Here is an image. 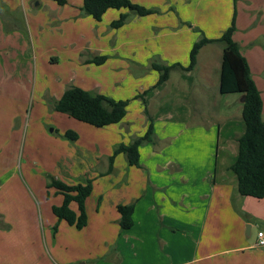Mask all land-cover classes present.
<instances>
[{"label":"crops","instance_id":"crops-1","mask_svg":"<svg viewBox=\"0 0 264 264\" xmlns=\"http://www.w3.org/2000/svg\"><path fill=\"white\" fill-rule=\"evenodd\" d=\"M131 1L158 8L162 13L130 15L124 25L113 28L111 23L127 9L109 8L97 21L82 14L83 0H66L64 4L56 0H0V43L6 42L4 48L32 42L35 56L48 54L53 59L51 65L60 67L63 75L67 70L72 74L67 85L43 84L33 96L37 94L40 101L49 97L54 103L67 87L76 85L116 100H129L125 117L118 123L96 127L100 130L91 131L86 145L80 144L83 134L77 124L74 130L56 129L60 135L54 139L67 148L65 154L59 151L57 164L68 166L69 170L84 166L88 169L86 179L93 183L86 199L89 221L82 230L92 225V235L105 245L98 258L111 247L115 249L112 259L104 264H120L119 252L125 256L129 250L135 251L133 264H264V246H257L258 232L264 233V197L238 192L236 175L229 168L237 154L232 161L219 164L221 126L228 120L218 100L221 63L216 95L207 94L211 79L208 73L198 80L192 76L199 70L203 51L216 47L222 60V46L219 42L204 45L192 70L176 67L169 79L158 86L155 84L159 73L151 67L153 60L187 66L200 32L208 38L219 37L236 12L234 39L239 42L260 91L264 120V0ZM192 4L196 9L194 17L186 9ZM174 10L183 23L177 20ZM189 21L190 25L186 23ZM35 40L49 41L50 45L43 46L38 54ZM99 56L107 59L102 64L87 62ZM75 68L82 71L73 72ZM93 73L97 74L92 76ZM161 91L168 93L153 107L150 98ZM193 91L196 103L192 104ZM138 94H144V102L141 97L135 98ZM239 108L241 112L242 105ZM207 109L212 110L214 119H208ZM148 115L153 122L154 140L140 145V166L129 165L125 154L118 153L109 170L116 146L146 132L151 122ZM67 130L74 131L77 139L62 138ZM223 150L225 155L230 152L228 143ZM11 182L0 180V204L5 199L25 218L30 212L25 202H31L40 234L35 244L46 253L48 244L51 248L56 244L52 246L43 229L41 232L35 203L24 184ZM12 188L24 192V196L13 195ZM4 193L5 197L1 195ZM62 201L63 195L60 201L50 204L48 226L55 219L58 221L52 207ZM128 203H134L133 225L122 230L117 206ZM70 207L77 211L76 202ZM0 212L11 227L4 232L9 233L13 219L6 208L0 207ZM63 222L58 221L59 230L55 233L51 229L54 242ZM69 226L71 230L76 228Z\"/></svg>","mask_w":264,"mask_h":264},{"label":"rangeland","instance_id":"rangeland-1","mask_svg":"<svg viewBox=\"0 0 264 264\" xmlns=\"http://www.w3.org/2000/svg\"><path fill=\"white\" fill-rule=\"evenodd\" d=\"M194 4L186 8L191 17H194L196 12ZM156 13L161 14L162 11ZM174 13L177 20L181 22L177 12ZM31 43L29 41L17 43L13 45L12 49L4 48L6 42L0 43V180L24 184L29 191V197L35 203L41 232L43 229L48 240L51 239L49 240L51 245L56 244V247L51 248L48 244L45 253L38 244H35L36 241L39 242L40 234L36 230V219L31 202H25V206L29 207L30 212L23 218L17 213V209L11 208L2 198V201L5 202L1 203L0 207L6 208L14 225L11 232H4V230H10L11 227L4 222L2 217L5 218V215L0 212V216H2L0 217V264H64L68 261H73L69 264H104L112 259L115 249L111 247L98 258L105 245L92 235L91 230L94 229L92 225L83 230L74 227L71 230V227L64 221L59 234L57 233L56 241L52 240L51 229L58 221L56 222L55 219L53 225L48 226L49 216H51L50 204L60 201L62 195L49 185L53 179L64 180L65 177L71 183L84 182L88 172L84 166L81 167L82 169L69 170L68 166L57 164L59 151L62 150V154H65L67 148L65 144H60L54 139L60 135L56 129L74 130L77 124L79 132L83 134L80 144L86 145L89 141L87 137L91 136V131L94 132L100 128L54 110L53 100L49 97H45L42 101L39 100L37 96L39 86L45 84L44 86L51 85L53 87L56 83L67 85L72 74L67 70V74L63 75L60 67L51 65L54 64L52 57L48 54L45 56L40 54L43 51V46L44 48L49 47V41L39 43L38 40H35L40 57L35 56L32 52ZM219 44L222 46L221 43ZM219 54L216 52V47H207L201 55L199 70L192 75L194 79L198 80L202 77L201 75L209 74L211 79H209L207 94L210 96L216 95L217 85L215 83L219 78L221 63ZM46 57L48 58L46 59ZM69 61L67 60L71 65ZM72 71L80 72L82 70L75 68ZM96 74L93 73L92 76ZM33 93L37 94L33 96ZM167 93L168 91H161L155 97L150 98L152 106L155 107L154 105L164 99ZM30 94L31 97H29ZM218 96L223 107V114L228 119L226 122H222L221 126L223 137L220 140L222 151L219 164L222 165L225 161H232L238 151L237 137L243 131L239 108L242 103L240 102V93L221 94L219 92ZM194 99L195 92L193 91L192 104L196 103ZM206 111L208 119L213 118L211 117L212 110L207 109ZM61 136L64 138L63 134ZM225 142L229 144L230 152H232H228L227 155L223 150ZM97 168L100 169L101 166H97ZM12 192L15 196H24L25 194L13 188ZM1 195L5 197L6 193ZM57 230H59L58 226ZM124 254L125 256L119 252L122 262L119 263L133 264L136 260H134L135 251H125Z\"/></svg>","mask_w":264,"mask_h":264},{"label":"trees","instance_id":"trees-1","mask_svg":"<svg viewBox=\"0 0 264 264\" xmlns=\"http://www.w3.org/2000/svg\"><path fill=\"white\" fill-rule=\"evenodd\" d=\"M64 4L66 0H56ZM237 1V0H235ZM109 8L121 11L119 17L111 23L113 28L124 25L130 15L143 16L160 12L158 8L146 7L131 0H83L82 14L90 15L100 21L102 15ZM236 12H234L230 26L217 38H208L201 31L200 37L194 42L190 50V62L187 66L179 63L166 64L160 60H153L151 67L159 73L155 86H158L170 77L171 71L179 67L184 71L192 70L197 62L200 49L209 43L219 42L222 44V60L220 70V92L240 93L245 99L242 102L241 118L243 131L238 136V151L235 160L230 164V170L236 175L237 189L241 195H248L255 198L264 197V120L262 118L263 100L260 91L252 78L249 64L241 52V46L234 39ZM183 23V22H181ZM190 25L189 22H186ZM107 56L93 57L87 60L88 63L102 64ZM141 97L145 101L144 94H138L135 98ZM129 100H116L110 96L95 93L82 87L71 85L67 87L60 98L53 103L56 111L65 113L81 122L88 123L95 127H104L120 122L127 113ZM146 132L135 137L131 142L120 143L110 156L109 170H112L114 158L118 153H124L129 165L140 166L141 144L154 140V129L152 118ZM64 137L71 140L77 139L78 135L67 130ZM91 179L84 182L69 184L63 180L53 179L50 187H54L57 193L63 195L60 205L52 207V211L58 221L64 220L69 225L82 229L86 226L88 216L86 212V199L90 196L93 185ZM76 202L77 211H74L70 204ZM117 210L120 214L119 225L122 230L129 229L133 225L132 214L134 203L119 204ZM58 223L53 226V232L57 231Z\"/></svg>","mask_w":264,"mask_h":264},{"label":"built area","instance_id":"built-area-1","mask_svg":"<svg viewBox=\"0 0 264 264\" xmlns=\"http://www.w3.org/2000/svg\"><path fill=\"white\" fill-rule=\"evenodd\" d=\"M257 246H264V233H263V231L258 232Z\"/></svg>","mask_w":264,"mask_h":264},{"label":"water","instance_id":"water-1","mask_svg":"<svg viewBox=\"0 0 264 264\" xmlns=\"http://www.w3.org/2000/svg\"><path fill=\"white\" fill-rule=\"evenodd\" d=\"M244 99H245V97L243 96V97H242V100H244ZM247 228H248V227H247Z\"/></svg>","mask_w":264,"mask_h":264}]
</instances>
